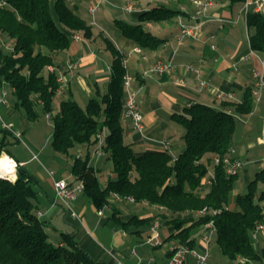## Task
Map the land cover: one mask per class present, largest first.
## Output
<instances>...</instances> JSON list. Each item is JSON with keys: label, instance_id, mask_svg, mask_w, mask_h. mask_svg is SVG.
Instances as JSON below:
<instances>
[{"label": "trees", "instance_id": "16d2710c", "mask_svg": "<svg viewBox=\"0 0 264 264\" xmlns=\"http://www.w3.org/2000/svg\"><path fill=\"white\" fill-rule=\"evenodd\" d=\"M178 13L159 6L142 12L139 19L159 22ZM114 24L140 48H155L163 42L142 23L117 19ZM246 25L251 49L264 57V15L249 11ZM79 30L91 35L90 26L66 0H0V34L10 43L8 50L0 46V87L11 90L14 106L22 109L29 121L38 117L37 107L50 116L51 144L61 155L73 158L71 174L73 181L83 183L82 193L96 210L111 208V217L118 225L132 227L133 232L156 221L173 226L174 232L164 241L173 240L188 248L194 247L204 226L213 221L222 254L245 264L263 263L264 248L261 252L255 249L252 233L264 222V169L248 181L244 193L233 195L238 173L227 174L222 162H214L215 155L223 156L232 147L238 117L253 110V92L246 89L242 101L225 100L218 108L196 102L181 113H173L171 118L183 129L184 148L177 155L167 148L136 153L123 141V76L127 69L109 41L107 47L115 58L107 90H97L84 107L66 99L53 111L60 84L56 71L48 68L55 64V52L67 49L73 32ZM102 135L101 157L110 163L114 174L104 181L99 175L102 170L91 160ZM12 139L15 141V135L0 125V155L4 152L14 157L9 148ZM77 145L87 148L84 154H71ZM39 186L38 178L18 160L15 180L0 177V264H106L94 260L73 235L58 232L42 213L37 214ZM115 195L122 198L120 201L132 198L135 204L156 205L162 211L148 217L133 214L122 220L112 203Z\"/></svg>", "mask_w": 264, "mask_h": 264}, {"label": "crops", "instance_id": "0c3cea01", "mask_svg": "<svg viewBox=\"0 0 264 264\" xmlns=\"http://www.w3.org/2000/svg\"><path fill=\"white\" fill-rule=\"evenodd\" d=\"M255 1L245 0L243 3L231 4L230 0H211L212 4L206 13L209 21L196 37H182V42L179 43L182 36L179 21L192 22L190 14L193 13L194 6L191 0H66L90 26L91 35L87 37L82 30L75 31L69 47L55 52V64L48 68L58 74L60 85L55 96L60 97L59 103L66 99L78 103L77 98L80 96L86 104L90 97L95 96L97 90L101 93L107 90L115 58V54L107 47L109 41L125 60L127 73L133 77L132 86L137 91L139 107L144 117L142 133L134 129L130 120L122 121L124 143L129 144L136 153H142L163 149L160 142L168 140L171 153L177 155L184 148L181 138L183 129L171 118L173 113H181L185 107L196 102L217 108L225 100L237 103L242 101L246 89L255 91L253 73L264 72V57L251 49L250 31L246 25L247 13L255 11ZM93 5L97 7L91 14L89 8ZM159 6L172 8L179 13L159 22L140 21L142 12ZM260 12L264 15V3ZM117 19L130 24L142 23L147 31L163 42L155 48H140L132 39L120 33L114 24ZM76 34L79 38L74 37ZM157 61L170 63L172 69L162 74L143 75ZM201 81L205 82L204 86H201ZM2 89H6L7 94L11 95L12 92L7 86ZM258 93V99L254 98L258 104L254 105L250 113L238 117L245 133L249 132L253 125L252 116L256 110L264 111V88L259 89ZM14 102L15 97H8L6 106L3 105L5 109L1 108L8 117L16 112ZM12 126L14 128V125ZM15 129L21 132L19 128ZM245 133L242 135L245 136ZM77 147L74 153L71 152L72 155H82L87 149L81 145ZM232 147L235 148L234 155L243 161L237 176L241 175L240 180L246 186L256 172L264 169V134L258 135L256 142L249 139L234 140L233 136ZM55 159L54 154L46 155V161ZM30 160L31 158L20 161V164L25 166ZM96 166L102 170L105 177L111 174L110 163L103 157L96 161ZM32 174L36 176V173ZM42 178V181L51 184V188L48 191V187H43L40 180L38 211H41L50 223L59 221V227H56L58 232L73 235L80 247L94 260L106 264H115L117 261L122 264H168L173 240H164L174 232L173 226L160 225L158 222L159 226L155 229L153 226L141 227L139 232H133L132 227L123 228L118 225L111 217V208H105L102 214H99L93 206L98 216L95 221L89 211H86L82 195L77 197L78 194L73 199L75 203L72 201L78 211L73 208L76 212V215H73L65 209L66 206L62 202L55 200L53 180L43 175ZM71 181L72 174L68 182ZM238 193H242L241 189L235 185L233 195ZM112 203L122 220L133 215L131 209L126 207L127 204H121L114 199ZM140 205L145 210L144 214L138 215L140 217L152 216L162 211V208L156 205ZM261 205L264 212V202H261ZM150 208L152 212L147 213ZM155 233L157 237L153 238ZM253 245L261 252L264 248V238L259 236ZM193 248L197 251L205 248L200 236L197 237ZM208 251L210 264H245L239 258L231 260L226 257L218 244L210 245ZM188 260L190 264L194 263L192 257Z\"/></svg>", "mask_w": 264, "mask_h": 264}, {"label": "built area", "instance_id": "2783aa9c", "mask_svg": "<svg viewBox=\"0 0 264 264\" xmlns=\"http://www.w3.org/2000/svg\"><path fill=\"white\" fill-rule=\"evenodd\" d=\"M191 1L195 6L194 13L191 16L192 22L185 23L182 20L179 21L182 32V36L181 39L179 40V43L182 42V37L185 36L196 37L198 33H200L203 26L209 21V19H207L206 11L212 4L211 0H191ZM263 3L264 0H256L255 11H260ZM97 5H93L92 7L89 8V12L91 14H93ZM74 37L79 38L78 35H75ZM2 41H3V37L0 34V42ZM123 65L126 67L125 60H123ZM189 68H191V66H189ZM170 69H172V65L170 63L157 61L147 72H144L143 75H146L148 73L162 74L169 71ZM263 75L264 72L261 71H255L253 73V77L255 80V91L253 93L255 95L258 93L259 89L264 88ZM132 82H133V77L126 72L125 75L123 76L124 100H123L122 115L124 119H128L131 121L136 131L142 133L144 130V117L139 107V103L137 99V91L133 88ZM200 84L201 86H204L205 82L201 81ZM6 96H7V91L0 88V105L6 103ZM0 125L4 129L12 131L15 134V132L11 127L12 126L11 124H7L1 120ZM16 136L19 138L21 137L19 133H16ZM103 140H104V136L102 135L100 137L99 143L94 148L91 154L92 161L98 160L103 155V150H102ZM160 143L164 148L170 149V144L168 140H162ZM234 153H235V148L230 147L227 153L224 154L223 156H219V155L214 156V162L215 163L222 162L226 173L231 175L237 174L243 166V161L240 158H237L234 155ZM14 165L15 167L17 166L16 162ZM206 183H209V181L206 180ZM83 189H84V185L81 181L66 182L65 180L61 179L53 183L55 200L62 202L68 208V210L71 211L73 215L74 213L71 208V201L76 197L77 194L82 193ZM112 199L121 200V198L116 195L113 196ZM127 200L133 201L132 198H127ZM105 208L107 207H104L103 209ZM103 209L99 210V214H102ZM204 211L205 209L199 211L198 213L199 214L204 213ZM37 214L41 215V212L38 211ZM156 227H158V223H154L153 229H155ZM214 231H215V227L213 225V221L208 222L204 226V230L202 231L200 238L204 243L205 248L201 251H197L195 248H188L180 244L172 243V249L170 252L168 264H190L188 260L189 257H192L194 259L193 264H210L208 261V256H209L208 247L211 243L212 237L214 236ZM259 236L264 238V222L258 224L254 229V232L252 233L253 242H255ZM156 237L157 234L155 233V236H153V238ZM115 264H122V263L120 261H117ZM136 264H145V263L138 262Z\"/></svg>", "mask_w": 264, "mask_h": 264}, {"label": "rangeland", "instance_id": "374dc122", "mask_svg": "<svg viewBox=\"0 0 264 264\" xmlns=\"http://www.w3.org/2000/svg\"><path fill=\"white\" fill-rule=\"evenodd\" d=\"M174 1H176V0H174ZM193 6H194V4H193ZM193 13H194V10H193ZM193 13L190 14V18L193 15ZM206 13H207V11H206ZM0 46L3 47L5 50H8V47H10V43L8 40H5V38H3V41L0 42ZM0 88H2V87H0ZM12 96L14 97L13 93H11V95L7 94V96H6L7 101H8V97H9V99H12ZM258 97H259V93L254 95L255 100L258 99ZM59 98H60L59 96L54 97L53 111L58 110L57 108L60 104ZM77 100H78V103L80 106H82V107L85 106V102L83 101L82 97L78 96ZM255 104L257 105L258 102L254 103V105ZM3 105L6 106L5 104L0 105V123H1V120L7 124L11 123L12 125H14V128H13V126H11V127H12L13 131L15 132V134H14L12 131H10L13 135H15V141L12 139L11 140L12 144L9 145V148H10L14 157H10L7 154L6 155L9 156L10 159L14 160L16 162V164H17V160H19V162H20V161H25V160H28L31 158L30 162L26 163L24 168L28 172L36 173V176H38L40 178V179H38L39 183L41 180V184L43 185V187L45 185V188L48 187V191L51 188V186H50L51 184H49L48 182L46 183V182L42 181V179H43L42 175L48 177L49 179H52L53 183L55 181H59L61 179L68 182V180L71 176V164H72L73 158L69 157V156L61 155L60 153L55 151V149L53 148V146L51 144L53 124H52V119L50 118V116H48V114L47 115L43 114L41 111V108L37 107V111L39 112L38 117L34 121H29L27 119L24 111L20 108L17 109L14 106V108L16 109V112L14 113L13 116L8 117L2 111L3 109H5ZM263 105H264V102H263ZM1 108H3V109H1ZM257 109H258V107H257ZM252 122H253V125L251 126L250 131L245 133L244 130H242V125H243L242 122L237 120L234 140H241L242 141V140L249 139V140H253L254 142H256L257 136L264 134V111L256 110L255 114L252 116ZM15 128H19V130H21V132L16 130ZM22 131H23V134H22ZM16 133H19L20 135L22 134V136L19 138L16 136ZM244 133H245V136L242 135ZM77 146H79V145H77ZM77 146H75V148L71 149L72 153H74L76 151V149L78 148ZM261 148H263V146H261ZM3 154H5V153L4 152L1 153L0 157ZM53 154L56 157V159L51 160V162L46 161V155L51 156ZM205 162L208 163V160L205 159ZM210 163H211V161H210ZM102 174L103 173H99L101 180L104 181V178H106V177L104 176V174L103 175ZM0 177H1V175H0ZM4 178L9 179V180H15L16 179V173H15L14 178H11V177H4ZM237 178H238V180L236 179L235 185H236V187L241 189L242 193H244L246 190V186L240 180L241 175H238ZM80 195H82L81 196L82 199L85 200L86 211H89V213L93 216V220L96 221L98 216H97L96 212L94 211L93 204H92L91 200L84 193H79L77 195V197H80ZM72 201H71V208L72 209L74 208L75 209L74 211L78 212L77 207L73 206V203H75V200L73 201V203H72ZM133 202L134 201H130V200L129 201L126 200L124 202L119 200V203L124 204V205L127 204L126 207L128 206L131 209V212L133 214H137V215L144 214L145 210L143 208H141V205L135 204ZM65 209L68 210L66 207H65ZM61 211H63V210H61ZM74 211H73V213L76 215V212H74ZM148 212H152L151 208H150V210L147 211V213ZM178 215H180V214H178ZM58 222L59 221H53V222H51V225L54 227H59ZM155 223H158V221H156ZM159 223H160V221H159ZM159 223H158V226H159ZM212 244L217 245L215 236L212 237L210 245H212ZM208 254H209V251H208Z\"/></svg>", "mask_w": 264, "mask_h": 264}, {"label": "bare ground", "instance_id": "6f19581e", "mask_svg": "<svg viewBox=\"0 0 264 264\" xmlns=\"http://www.w3.org/2000/svg\"><path fill=\"white\" fill-rule=\"evenodd\" d=\"M15 161L10 159L9 156L3 154L0 157V175L2 177H15L16 168H15Z\"/></svg>", "mask_w": 264, "mask_h": 264}]
</instances>
